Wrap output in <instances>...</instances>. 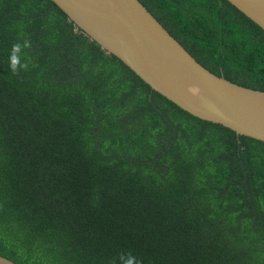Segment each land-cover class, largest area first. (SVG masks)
<instances>
[{
  "label": "trees",
  "instance_id": "trees-1",
  "mask_svg": "<svg viewBox=\"0 0 264 264\" xmlns=\"http://www.w3.org/2000/svg\"><path fill=\"white\" fill-rule=\"evenodd\" d=\"M206 68L264 90L228 0H141ZM28 68L8 67L14 43ZM264 264V142L153 90L52 0H0V254L19 264Z\"/></svg>",
  "mask_w": 264,
  "mask_h": 264
},
{
  "label": "water",
  "instance_id": "water-1",
  "mask_svg": "<svg viewBox=\"0 0 264 264\" xmlns=\"http://www.w3.org/2000/svg\"><path fill=\"white\" fill-rule=\"evenodd\" d=\"M107 53L182 109L264 142V90L202 65L141 0H52ZM264 30V0H228ZM0 264H19L0 254Z\"/></svg>",
  "mask_w": 264,
  "mask_h": 264
},
{
  "label": "clouds",
  "instance_id": "clouds-1",
  "mask_svg": "<svg viewBox=\"0 0 264 264\" xmlns=\"http://www.w3.org/2000/svg\"><path fill=\"white\" fill-rule=\"evenodd\" d=\"M31 47V42L29 40H25L23 44L17 42L12 45L11 52L9 55V63L8 67L13 74H18L21 70H26L28 68L27 63H22L20 58V52L22 48ZM123 260V264H139V261L136 256L128 253L126 255L121 256Z\"/></svg>",
  "mask_w": 264,
  "mask_h": 264
}]
</instances>
